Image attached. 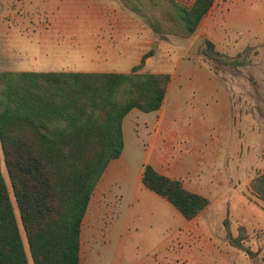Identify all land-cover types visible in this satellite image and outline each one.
Listing matches in <instances>:
<instances>
[{"label": "rangeland", "instance_id": "obj_1", "mask_svg": "<svg viewBox=\"0 0 264 264\" xmlns=\"http://www.w3.org/2000/svg\"><path fill=\"white\" fill-rule=\"evenodd\" d=\"M137 1L138 12L121 0H0V71L128 72L151 51L143 70L171 75L163 116L134 109L124 118L119 171L89 207L96 225L86 219L82 264L186 263L176 229L187 219L156 198L144 206L137 191L150 157L170 158L183 179L200 183L212 199L200 216L223 231L217 243L233 264H264V202L250 188L264 172V0H216L190 36L167 32L168 0ZM206 40L223 56H207ZM160 119L179 125L173 140L154 141ZM0 162L6 174L1 144ZM227 221L249 252L230 240Z\"/></svg>", "mask_w": 264, "mask_h": 264}, {"label": "trees", "instance_id": "obj_2", "mask_svg": "<svg viewBox=\"0 0 264 264\" xmlns=\"http://www.w3.org/2000/svg\"><path fill=\"white\" fill-rule=\"evenodd\" d=\"M135 12L137 0H121ZM168 33L193 35L216 0H194L189 7L168 0ZM167 14V11H166ZM151 21L156 32H165ZM205 54H223L206 40ZM143 54L128 72L0 71V264H80L81 233L97 185L125 148L124 118L134 109L159 111L171 75L143 68ZM7 175V178H6ZM142 183L164 197L187 219L210 203L181 179L151 164ZM250 188L264 202V172ZM228 237L247 252L243 235ZM244 229H240V232Z\"/></svg>", "mask_w": 264, "mask_h": 264}, {"label": "crops", "instance_id": "obj_3", "mask_svg": "<svg viewBox=\"0 0 264 264\" xmlns=\"http://www.w3.org/2000/svg\"><path fill=\"white\" fill-rule=\"evenodd\" d=\"M148 72H161V71H151L150 70ZM170 88H171V83H170L169 89ZM169 89H168V93H169ZM163 109L164 108H161L159 110L162 116L164 115ZM179 128H180L179 125L175 123H163V120L160 119L157 123V128L155 130L154 141L159 139L160 136L173 140L171 138H173L177 134V131H174V130H177ZM162 129H164L165 131L162 132ZM123 153L119 158L114 159L110 162L104 175L102 176V178L100 179L97 185V188L94 192L93 197L95 196V193L100 192L102 194V193H107L109 191L112 181L115 180V178L117 177L116 176L117 172L119 171V164L117 161L118 160L121 161L123 157ZM169 160L170 158H167V157L162 158V159H159L158 157L156 158L150 157L145 164H151L159 172L171 178L181 179L184 185L189 190L205 195V193H203L202 191L203 187L200 185V183H195L191 179L189 180L183 179L182 175L179 173L180 171L178 170V168L174 166V164H171ZM142 171H141L140 176H142ZM137 191H139V196L144 206L151 201V198L152 200L156 198L161 207L171 210L170 206H168L171 203L168 200H166L164 197L162 198V196L160 195H159V198L156 197L158 194L150 190L149 188H147L144 184H141V186L139 184V186L137 187ZM93 197H92V201L90 204V208L92 206ZM209 200H210V203L208 207L211 206V203H212V199H209ZM206 209H204L203 211H205ZM201 213L192 219L186 218L187 222L182 227H179L178 229H176L177 232H179L182 235V240L176 243V247L181 248V249H184V248L186 249V254H185L186 263L185 264H233V257L227 256L224 250L221 249V247L217 243V239L223 240V241L225 240L223 236V231L222 230L219 231V229H213L211 226L214 224V219L212 218L204 219L203 217L200 216ZM88 214H86V217L84 218L82 233H81L82 244H81V263L80 264H82L83 244H84L86 234L88 233V231H90L89 230L90 226L96 225L95 220H93L91 216L87 218ZM86 219H88L89 228H88ZM219 232H220V235H219ZM210 239H213V242H214L212 248H210Z\"/></svg>", "mask_w": 264, "mask_h": 264}, {"label": "water", "instance_id": "obj_4", "mask_svg": "<svg viewBox=\"0 0 264 264\" xmlns=\"http://www.w3.org/2000/svg\"><path fill=\"white\" fill-rule=\"evenodd\" d=\"M204 40L202 38H197V40L195 41V43L193 44L192 48L190 49V53L195 55L200 53V45Z\"/></svg>", "mask_w": 264, "mask_h": 264}]
</instances>
